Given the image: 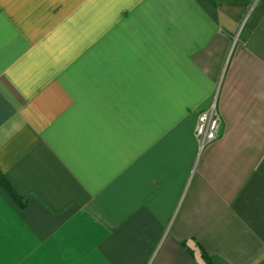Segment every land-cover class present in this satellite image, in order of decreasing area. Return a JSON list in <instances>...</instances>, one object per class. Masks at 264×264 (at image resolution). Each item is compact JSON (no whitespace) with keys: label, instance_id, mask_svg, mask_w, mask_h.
<instances>
[{"label":"crops","instance_id":"1","mask_svg":"<svg viewBox=\"0 0 264 264\" xmlns=\"http://www.w3.org/2000/svg\"><path fill=\"white\" fill-rule=\"evenodd\" d=\"M0 174V264H264V0H0Z\"/></svg>","mask_w":264,"mask_h":264},{"label":"built area","instance_id":"2","mask_svg":"<svg viewBox=\"0 0 264 264\" xmlns=\"http://www.w3.org/2000/svg\"><path fill=\"white\" fill-rule=\"evenodd\" d=\"M221 127L222 118L215 103L199 113L194 134L201 148H204L219 137Z\"/></svg>","mask_w":264,"mask_h":264},{"label":"trees","instance_id":"3","mask_svg":"<svg viewBox=\"0 0 264 264\" xmlns=\"http://www.w3.org/2000/svg\"><path fill=\"white\" fill-rule=\"evenodd\" d=\"M0 183L5 188H7L16 199H18V200L20 199V195L14 191L12 186L7 182V180L1 174H0ZM202 255H203V258H204L206 264H217L215 258L213 256L209 255L206 251H203Z\"/></svg>","mask_w":264,"mask_h":264}]
</instances>
